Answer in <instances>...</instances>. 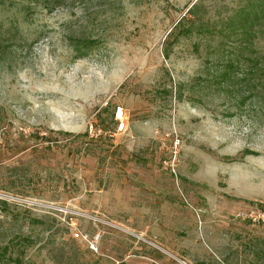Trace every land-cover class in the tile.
Segmentation results:
<instances>
[{"label": "rangeland", "instance_id": "1", "mask_svg": "<svg viewBox=\"0 0 264 264\" xmlns=\"http://www.w3.org/2000/svg\"><path fill=\"white\" fill-rule=\"evenodd\" d=\"M254 1L0 0V264H262L264 76L208 53Z\"/></svg>", "mask_w": 264, "mask_h": 264}, {"label": "trees", "instance_id": "2", "mask_svg": "<svg viewBox=\"0 0 264 264\" xmlns=\"http://www.w3.org/2000/svg\"><path fill=\"white\" fill-rule=\"evenodd\" d=\"M52 2H61L64 0H51ZM255 3L249 5V8L242 7L240 10L230 17L227 22H224L225 28H222L221 33L225 36L229 33V30L234 29L240 34L241 42L238 44V48L231 53H228V58L224 59L223 56V44H219L216 47L210 48L208 51L209 54H218L221 56V59L218 58L214 65L223 66L220 68L221 71H218L216 76H214L216 83L220 84L229 76L228 70L234 69L236 67L243 66L246 71H253L254 74L259 73L260 76H264V70H262L261 62L263 60L262 53L254 50L253 48V38L255 37L256 32L259 30H264V0H256ZM189 13V14H188ZM186 19L190 20L188 17L192 15V10H188ZM205 29L201 30V34L205 33ZM225 31H228L227 34ZM192 33L191 29H188L184 32V35L187 36ZM224 63V64H223ZM113 114V112H112ZM260 259L262 264H264V248L261 250ZM20 264V262L18 263Z\"/></svg>", "mask_w": 264, "mask_h": 264}, {"label": "built area", "instance_id": "3", "mask_svg": "<svg viewBox=\"0 0 264 264\" xmlns=\"http://www.w3.org/2000/svg\"><path fill=\"white\" fill-rule=\"evenodd\" d=\"M113 117L116 121L115 132L120 133L124 131L126 129V116L121 106H116L113 109ZM237 217L251 222H264V211L259 215L255 214L254 210L250 212H240Z\"/></svg>", "mask_w": 264, "mask_h": 264}]
</instances>
